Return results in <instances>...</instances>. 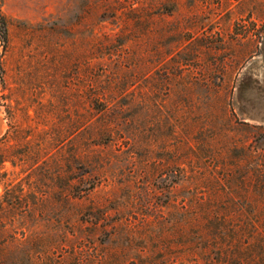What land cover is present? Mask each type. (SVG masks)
Listing matches in <instances>:
<instances>
[{
    "label": "rangeland",
    "instance_id": "374dc122",
    "mask_svg": "<svg viewBox=\"0 0 264 264\" xmlns=\"http://www.w3.org/2000/svg\"><path fill=\"white\" fill-rule=\"evenodd\" d=\"M0 9V264H264L228 237L256 207L264 0Z\"/></svg>",
    "mask_w": 264,
    "mask_h": 264
},
{
    "label": "trees",
    "instance_id": "16d2710c",
    "mask_svg": "<svg viewBox=\"0 0 264 264\" xmlns=\"http://www.w3.org/2000/svg\"><path fill=\"white\" fill-rule=\"evenodd\" d=\"M0 45L2 46L3 51H6L8 48L9 44V23L5 15L3 14L2 10L0 9ZM2 56V53L0 52V57ZM0 72H3L2 67H1V58H0ZM2 74V73H0ZM92 102H95L99 108L98 110L102 113H106L112 106V101L109 99L102 97L100 95H96L94 99H92ZM252 156L254 159H256V163L254 166V173H255V189H256V198H255V203L256 207L246 215L244 212H239V216L242 218V224L241 226L236 230L235 228L229 229L230 235L228 236L229 238L234 239L233 237L236 235H241L244 236L245 234H248L251 238L250 239H241L240 240V248L239 250L243 253L251 252L255 253L256 256L259 259L264 260V149L262 151H259V148H256L252 152ZM224 183L223 186L230 189V191H235L237 185H235V178L230 177L228 175L223 179ZM220 183V182H219ZM222 184V183H220ZM222 186V185H221ZM231 220V218H229ZM245 219H249V228H245L246 222L243 221ZM220 237H223V230L219 232ZM222 235V236H221ZM239 241V240H238ZM237 241V242H238ZM233 241H228L226 242V245L222 243L218 249L223 250L230 249L233 247L232 245ZM224 246V247H223ZM250 254V255H251ZM242 255V253H241ZM249 256V255H248ZM229 257L223 256L221 259L218 260V262L211 261V264H231L230 261L231 259H228ZM247 257L244 255V257L240 258L238 261H236V264H248ZM235 262V261H234Z\"/></svg>",
    "mask_w": 264,
    "mask_h": 264
}]
</instances>
